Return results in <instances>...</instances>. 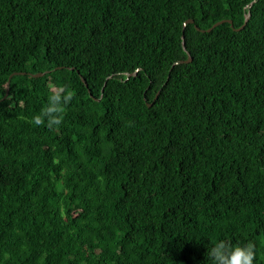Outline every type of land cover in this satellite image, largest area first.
<instances>
[{
	"label": "trees",
	"instance_id": "16d2710c",
	"mask_svg": "<svg viewBox=\"0 0 264 264\" xmlns=\"http://www.w3.org/2000/svg\"><path fill=\"white\" fill-rule=\"evenodd\" d=\"M251 1L0 0V264H213L249 244L264 264Z\"/></svg>",
	"mask_w": 264,
	"mask_h": 264
},
{
	"label": "clouds",
	"instance_id": "9594fccd",
	"mask_svg": "<svg viewBox=\"0 0 264 264\" xmlns=\"http://www.w3.org/2000/svg\"><path fill=\"white\" fill-rule=\"evenodd\" d=\"M73 96L74 92L72 91H68L66 95L63 96L59 92H54L49 97L51 106L43 110L42 115L35 116L33 118V122L36 125H42L44 123L43 116L55 112L63 113L64 108L62 105H57L62 99L70 102L73 99ZM61 123L62 120L59 116H52L51 119H48L49 127H52L53 125H59ZM209 255L213 259V264H253V245L249 244L245 248L236 247L235 249L224 245H217L211 250Z\"/></svg>",
	"mask_w": 264,
	"mask_h": 264
},
{
	"label": "water",
	"instance_id": "95a60500",
	"mask_svg": "<svg viewBox=\"0 0 264 264\" xmlns=\"http://www.w3.org/2000/svg\"><path fill=\"white\" fill-rule=\"evenodd\" d=\"M256 1H257V0H253V1H251L250 4H249V6L253 5ZM250 16H251V13H250V11H249V12H247L246 15H245L244 23H243L239 28H237V29H242V28L247 24V22H248ZM188 22H193V19H189V20L186 21V23H188ZM223 22H228V23H230V24L232 25V27H233V25H234V24H233V20H231V19H223V20H221V21L216 22L211 28H213V27H215L216 25H218V24H220V23H223ZM211 28H209L208 30H211ZM198 29H199V28H198ZM183 38H184V35H183ZM182 44H183L184 50L187 51V48H186V46H185V40H184V39H183V41H182ZM187 54H188V58H187L186 60H184V61H181V62H190V61L192 60V57H191V55H190V53H189L188 51H187ZM23 73H24V72H23ZM136 74H137V71L132 72V73H128V76H135ZM41 75H43L42 72H40V73H33V76H41ZM109 77H110V76H109ZM109 77H108V78H109ZM86 85H87V84H86ZM8 88H9V85L7 86V91H6V95H5V96H7V94H8ZM103 90H104V87L102 88V92H103ZM158 93H159V92H158ZM158 93H157V95H158ZM148 105L151 106L152 103H149Z\"/></svg>",
	"mask_w": 264,
	"mask_h": 264
}]
</instances>
